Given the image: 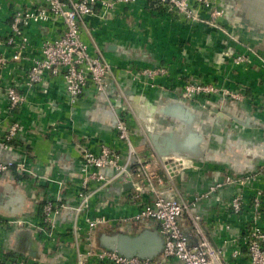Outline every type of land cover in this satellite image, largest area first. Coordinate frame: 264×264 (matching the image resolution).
<instances>
[{
    "label": "crops",
    "instance_id": "crops-1",
    "mask_svg": "<svg viewBox=\"0 0 264 264\" xmlns=\"http://www.w3.org/2000/svg\"><path fill=\"white\" fill-rule=\"evenodd\" d=\"M39 3L40 0H0V39L8 31L12 10L34 7ZM228 3L233 6V17L225 16L224 33L203 24H186L164 14L156 3L150 5L148 0H137L131 5L118 6L107 15L94 6V15L86 18L84 37L97 48L111 43L151 51L152 57L147 60L169 70L167 76L156 80L155 88L144 87L140 81L132 80L129 70L151 68L150 64L125 60L119 54L100 50L113 66V78H107L105 97L129 106L130 114L126 119L133 130L136 154L146 171L151 173L150 181L160 197L178 202L191 201L205 192L210 184L227 176L246 181L241 187L246 204L238 214L227 209L239 187L235 183L225 185L208 200L199 201L194 209L201 217L200 227L212 247L231 259L230 253L243 246L244 232L252 216L251 199L254 193L264 189V176L260 172L264 158L252 154L255 147L264 143V105L258 99L264 79V0H227ZM99 14L102 19L98 18ZM42 28L35 24L25 28L30 40L28 55L38 53L44 39L56 36L59 23L51 21ZM248 50L252 52L248 66L232 64L230 54ZM226 52H230L229 56ZM29 65L30 62L24 60L19 68L24 72ZM192 71L205 81L243 89L248 99L245 106L219 97L196 98L187 103L203 114V121L207 117L205 122L197 125L206 140L203 144L205 154L201 161L167 156L182 163L172 176H167L162 168V160L167 157H159L153 151L147 134L160 132V136H166L178 123L173 118L157 114L147 116L143 106L129 98L143 96L156 106L169 99L180 100L182 78ZM15 74L16 69L6 74V84L14 79ZM43 81L33 90L21 89L27 102L11 115L12 120L20 121L21 126L11 149L1 147L7 125L12 120L5 111L6 101L0 92V157L19 159L25 168L23 172L12 169L10 174L0 176V256L22 259L28 264H73L75 254L69 233L72 216L69 211H63L56 220L59 233L54 243L33 227L40 219L43 202L57 198L65 205L76 203L75 194L81 180L77 148L95 149L99 143L112 144L113 127L96 123L90 115L96 101L93 96L84 95L77 104L70 105L61 91L60 80L54 82L50 77ZM105 110L115 116V110L107 103ZM231 115L249 117L261 127L242 126ZM251 165L254 168L249 170ZM133 181H137L135 176ZM114 185L116 183L94 194L89 211L91 216L100 214L116 218L131 215L151 201V197L144 193L132 204L130 196L135 188L116 194L111 190ZM118 224L117 220L103 229L105 232L115 231ZM180 225L195 242L190 220L184 217ZM260 225L264 229V217ZM85 232L82 230L76 240L80 250L86 249L90 240L93 245L96 238L91 235L88 240ZM232 264H246V260L244 257L232 258Z\"/></svg>",
    "mask_w": 264,
    "mask_h": 264
},
{
    "label": "built area",
    "instance_id": "built-area-1",
    "mask_svg": "<svg viewBox=\"0 0 264 264\" xmlns=\"http://www.w3.org/2000/svg\"><path fill=\"white\" fill-rule=\"evenodd\" d=\"M137 0H40L39 5L27 8H16L9 15L8 31L0 39V92L6 101L5 111L15 114L27 102V97L21 89L33 90L44 83V79L52 78L54 82L61 81V91L70 105H75L84 95L95 99L106 96L107 78H113V66L104 54L85 40L86 18L94 15V6H98L103 15L109 14L116 7L131 5ZM156 5L162 12L172 18H178L186 24H203L215 31L224 33L225 6L227 0H156ZM100 19L102 15L99 14ZM59 23L56 36L44 39L38 53L28 55L30 40L25 28L30 24L42 28L48 22ZM238 52L229 56L235 66L249 65L252 52ZM24 60L30 65L24 72L19 68ZM16 69L14 79L6 84V74ZM132 80L140 81L141 85L156 87V80L168 75V68L140 67L129 70ZM179 99L190 104L196 98L219 97L232 100L245 106L248 99L243 89L230 88L214 81H204L199 75L185 74ZM262 92L258 99L264 105V79ZM106 98V97H105ZM256 97H252L255 99ZM106 103L115 110L116 123L113 127V143H99L95 149L86 146L78 147L80 158V182L78 184L76 203L63 204L57 198L45 201L41 208L40 219L33 227L36 232L43 233L50 242H55L59 233L57 218L63 211L71 213L70 234L74 248L73 264H232V258L244 257L246 264H264V229L260 221L264 217V189L254 193L251 199L252 216L245 229L243 246L236 247L226 258V253L214 249L209 239L200 227L201 217L195 212L199 201L208 200L225 185L236 184L239 187L227 204L232 214H238L246 204L241 187L245 180L241 178H226L213 182L208 189L195 196L191 201H165L158 195L157 189L150 181L151 173L147 172L143 161L137 156L132 139L133 132L127 122L130 109L120 100L106 98ZM2 147L11 149L14 140L21 130L20 121L12 120L7 125ZM132 130V129H131ZM178 159L167 157L162 160V168L167 176H172L182 166ZM10 163H0V176L10 174ZM112 167L114 175L106 178L95 172L97 168ZM18 170L16 167H14ZM24 166L22 170L25 171ZM260 172L264 176V162L260 164ZM137 181H133V177ZM132 182L135 192L130 199L135 204L142 194L151 197L148 204L140 206L131 215L108 218L104 215L91 216L92 197L113 183ZM186 217L192 225L195 242L189 244L182 236L181 219ZM118 225L138 224L155 221L160 236L163 239L162 256L159 262L141 260L136 257H125L115 251L95 250L91 240L86 249H81L77 239L82 230L90 239L92 233L100 228L108 227L115 221ZM116 225V226H118ZM110 227V226H109ZM71 244V243H70ZM226 256V257H225ZM66 260V259H65ZM0 264H28L22 259H9L0 256ZM34 264H39L35 262ZM58 264H61L58 262Z\"/></svg>",
    "mask_w": 264,
    "mask_h": 264
},
{
    "label": "water",
    "instance_id": "water-1",
    "mask_svg": "<svg viewBox=\"0 0 264 264\" xmlns=\"http://www.w3.org/2000/svg\"><path fill=\"white\" fill-rule=\"evenodd\" d=\"M232 7L231 3H228L225 6V16L228 18L233 17ZM98 48L102 52L107 51L119 54L122 59L124 58L125 60L147 62L151 65V68H156L158 66L156 63H153L151 59V61L147 60L152 57L151 51L147 52L133 48V46L128 47L124 44L116 45L111 43L107 44L104 48L98 45ZM129 99L135 104H141L145 109L147 116L157 114L163 118H173L177 121L178 125L166 136H160V132L147 134V138L150 140L149 143H151L153 151L159 157L173 155L194 161H201L203 159L205 154L203 144H205L206 140L203 138L204 134L202 130L200 127L197 128V125L200 122H205L207 117L205 116L203 121V114L200 111L192 108L183 100L169 99L165 104L156 106L143 96L134 95ZM105 103L106 98L103 95L97 97L94 103V108L90 111V115L94 118L96 123L114 127L116 123L115 116L112 112L105 110ZM221 110L224 111L225 109L223 110L222 108ZM231 117L242 126L249 128L261 127L259 123L249 117L242 115L239 117L231 115ZM218 118L215 120H218ZM252 154H254V157L264 158V143L262 146L255 147ZM65 158L66 157H64V160ZM0 163L15 164V161L13 158L0 157ZM253 168V165L249 166V170H252ZM95 172L106 178H111L114 175V168H97L95 169ZM115 183V187L112 186L111 190L116 194L120 193V191L133 188L132 182L124 184H120L119 182ZM164 200L177 202V200L174 199ZM92 235H95L96 237L92 245L95 250L115 251L117 254L125 257H136L141 260L147 259L154 262H159L162 256L163 239L158 232L157 223L155 221L118 225L115 231L110 232H105L104 229H98L94 231ZM182 236L185 237L189 244L194 242L191 241L189 235L185 231H182Z\"/></svg>",
    "mask_w": 264,
    "mask_h": 264
},
{
    "label": "rangeland",
    "instance_id": "rangeland-1",
    "mask_svg": "<svg viewBox=\"0 0 264 264\" xmlns=\"http://www.w3.org/2000/svg\"><path fill=\"white\" fill-rule=\"evenodd\" d=\"M217 58L221 59V57H219V56H217ZM130 131L133 132V130H131V129H130ZM14 161H18L16 164H13V165H15L14 167H16L18 170H19V168L22 170V161H19V159H15Z\"/></svg>",
    "mask_w": 264,
    "mask_h": 264
},
{
    "label": "trees",
    "instance_id": "trees-1",
    "mask_svg": "<svg viewBox=\"0 0 264 264\" xmlns=\"http://www.w3.org/2000/svg\"><path fill=\"white\" fill-rule=\"evenodd\" d=\"M157 1L156 0H148V3L151 5V4H154V3H156ZM189 73H191V74H196L194 71H192V72H189ZM185 76V75H184ZM205 81V80H204ZM215 82V81H214ZM12 169H15L14 167H12ZM45 203L43 202L42 204H41V207L44 205ZM5 258H9V259H13V258H10V257H7V256H5Z\"/></svg>",
    "mask_w": 264,
    "mask_h": 264
}]
</instances>
